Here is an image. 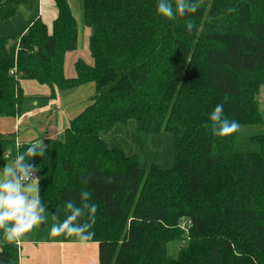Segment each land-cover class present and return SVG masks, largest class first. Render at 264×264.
Wrapping results in <instances>:
<instances>
[{"label":"trees","instance_id":"trees-1","mask_svg":"<svg viewBox=\"0 0 264 264\" xmlns=\"http://www.w3.org/2000/svg\"><path fill=\"white\" fill-rule=\"evenodd\" d=\"M25 1L0 0V21ZM81 2L93 65L77 60L72 79L64 64L78 27L69 0H54L50 28L38 19L20 38L0 36V118L22 114L21 81L47 87L50 99L95 86L63 140H46V156L28 161L39 169L46 213L63 221L66 202L80 206L89 192L95 235L84 241L98 244L99 264H264V133L240 132L262 120L264 0H199L195 14L174 20L157 12L158 0ZM217 104L240 124L231 135L213 131ZM129 121L141 134L172 135L171 169L145 171L101 139ZM30 144L0 134V169ZM182 225L187 246L172 258ZM18 256L17 240L5 242L0 231V264Z\"/></svg>","mask_w":264,"mask_h":264},{"label":"clouds","instance_id":"clouds-1","mask_svg":"<svg viewBox=\"0 0 264 264\" xmlns=\"http://www.w3.org/2000/svg\"><path fill=\"white\" fill-rule=\"evenodd\" d=\"M199 0H158L157 12L166 19L174 20L177 15L184 17L195 14L199 10ZM229 12L234 9H229ZM187 28L193 27L188 21ZM213 131L218 136H228L240 128L237 121L224 118V105L217 104L209 115ZM48 145L43 140L30 144L23 153L17 154L10 163L0 169V231L4 241L12 243L24 233L29 232L45 222L46 206L39 195L38 168L28 161L32 157H45ZM81 205L77 206L72 200L66 202L69 215L51 226L53 235H76L81 240H89L95 235L90 231L95 224L97 207L90 203L91 194L87 191L80 193ZM88 217L89 222L80 223V219Z\"/></svg>","mask_w":264,"mask_h":264},{"label":"crops","instance_id":"crops-1","mask_svg":"<svg viewBox=\"0 0 264 264\" xmlns=\"http://www.w3.org/2000/svg\"><path fill=\"white\" fill-rule=\"evenodd\" d=\"M38 19L42 20L38 17L23 23L16 21V25L0 26V35L9 37L19 34L18 37L9 38H20ZM9 29H15L16 32H3ZM85 86L70 93L56 92L54 99L48 98L50 90H47L48 94H42V98L30 97L29 102L24 98L19 117L0 118V134H15L18 144L36 143L39 140L45 143L48 139L63 140L72 119L91 103L84 94ZM44 227L42 225L41 228ZM38 228H33L17 239L18 264H99L97 243H88L76 235L68 234L48 237L37 232Z\"/></svg>","mask_w":264,"mask_h":264},{"label":"rangeland","instance_id":"rangeland-1","mask_svg":"<svg viewBox=\"0 0 264 264\" xmlns=\"http://www.w3.org/2000/svg\"><path fill=\"white\" fill-rule=\"evenodd\" d=\"M70 6L78 27V47L76 51L68 53L65 58L64 76L68 79L75 77L74 64L77 60H82L87 65H93V60L90 56L88 48V32H90L91 36L92 30H89V28L84 25L82 2L81 0H70ZM38 17L42 19L41 21H43L49 28L52 26V23L56 18L54 0H26L25 3L16 7L15 14L11 19L7 21H0V26L16 25V21L23 23L28 19H34ZM3 32L14 33L16 30L9 29ZM18 36L19 34H15L9 37ZM20 85L24 98H26L27 102L31 100L30 97L42 98V94H48L47 90H49L47 87L41 86L34 81L24 80L20 82ZM74 90L65 92L63 91L60 93H70ZM84 94L87 95L86 98L91 101V98L95 94L94 83L86 84L84 87ZM258 106L262 115L261 122L242 128L240 131L242 135L253 136L258 133H264V87L260 89L258 94ZM106 133L101 134V139L110 148L119 149L126 155H135L138 159L140 167L143 170L147 171L151 165H157L163 170L171 169L173 167V137L169 132H161L154 135L141 134L137 132L135 122L129 121L126 125H116V127L110 130L107 134ZM44 215L45 222L43 225H45V227L41 228L42 225L38 226L39 228L37 232L40 234H45V236L48 237L53 236V234L50 232V229L51 226L57 222L48 213H45ZM181 227L183 230L182 240L176 241L169 245V255L172 258H176L178 253L187 246V231L185 230L186 225H182Z\"/></svg>","mask_w":264,"mask_h":264},{"label":"water","instance_id":"water-1","mask_svg":"<svg viewBox=\"0 0 264 264\" xmlns=\"http://www.w3.org/2000/svg\"><path fill=\"white\" fill-rule=\"evenodd\" d=\"M41 225H43V224H41Z\"/></svg>","mask_w":264,"mask_h":264}]
</instances>
